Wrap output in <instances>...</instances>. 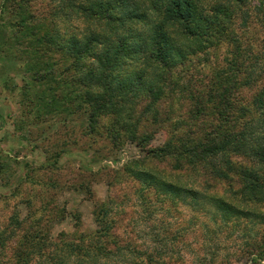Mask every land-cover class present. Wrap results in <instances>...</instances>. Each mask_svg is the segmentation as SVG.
Here are the masks:
<instances>
[{
	"label": "trees",
	"instance_id": "16d2710c",
	"mask_svg": "<svg viewBox=\"0 0 264 264\" xmlns=\"http://www.w3.org/2000/svg\"><path fill=\"white\" fill-rule=\"evenodd\" d=\"M33 1L0 0V59H20L26 78L48 84L52 97L39 96L37 109L79 113L89 121L112 116L109 133L115 144L125 139L143 145L152 126L162 127L167 138L161 147L135 161L145 169L124 168L137 182L135 200H142L145 217L155 208L149 209L142 193L154 191L153 204L161 202L159 195L161 204L168 200L165 211L178 200L205 216L216 210L250 220L253 213L237 205L264 204V89L241 105L237 91L251 86L252 79L235 45L233 24L235 18L245 19L246 4L257 2L263 13L264 0H60L61 6L51 0L56 8L39 17L32 13ZM259 22L264 25V13ZM228 44L234 47L227 52L231 57L212 68V51ZM203 67L209 75L199 74ZM67 85L78 86L60 95ZM244 157L262 164L263 171L233 161ZM164 163L168 174L155 168ZM109 172L99 169L100 176ZM95 174L86 170L81 177ZM198 174L208 180L197 183ZM86 181L80 186L84 191ZM118 209L108 200L95 203L97 229L90 233H62L52 241L44 234L27 236L28 252L19 260L29 264L34 255L39 259L34 264L185 263L178 241L166 236L177 233L166 228L143 232L138 245L133 238L122 240L115 233L118 218L128 225L132 219ZM142 220L136 218V224ZM128 225L123 229L132 235L134 227ZM259 245L262 254L264 235ZM44 247L53 254L44 256Z\"/></svg>",
	"mask_w": 264,
	"mask_h": 264
},
{
	"label": "rangeland",
	"instance_id": "374dc122",
	"mask_svg": "<svg viewBox=\"0 0 264 264\" xmlns=\"http://www.w3.org/2000/svg\"><path fill=\"white\" fill-rule=\"evenodd\" d=\"M58 4L61 6L60 0ZM257 5L253 2L243 7L245 19L234 17L235 45L238 44L243 51L241 59L249 65V80L252 79L251 86L237 91L241 105H246L264 89V25L259 22L264 9L263 13L258 11ZM56 6L57 1L34 0L35 12H30L36 17L45 16L49 7L55 9ZM233 48L228 44L212 51L210 66L222 65L223 58L231 57L227 52ZM18 60L0 59V264H22L19 257L22 252H28L26 246L30 237L39 238L44 234L52 241L62 233L72 235L74 232L95 231L97 226L92 215L95 203L107 200L114 208L122 210L120 215L126 214L132 219L128 225L123 221L125 219L118 218L115 233L122 240L133 238V243L138 245L143 232L148 234L150 229L164 231L166 228L172 234L177 233L176 238L165 235L170 241H178L177 250L181 252L184 264H264V252L261 254L259 245L264 235L261 217L264 204L246 201L237 205L240 210L253 213L248 217L250 220L239 216L229 218L216 210L205 216L178 200V204L165 211L163 204L167 203V198L161 204L164 197L159 195L161 202L153 204L155 192L146 191L142 195L147 196L146 204L150 210L155 208V212L145 217L142 200H135L137 182L124 168L145 169L146 164L135 161L142 159L146 151L161 147L167 138L165 130L152 126L143 145L125 139L115 144L109 133L112 116L95 117L89 121L79 113L68 116L44 109L39 111L36 99L43 94L46 101L52 93L46 82L26 78L21 73L23 63ZM191 62L194 66L195 58ZM209 73L207 67L199 71L201 75ZM77 86H64L59 93L76 90ZM61 109L62 105L58 111ZM233 161L263 171V165H254L253 159L244 157ZM135 164L138 166L133 168ZM158 165L155 168L159 172L168 174L166 163ZM100 168L111 172L100 176ZM86 170L97 174L82 178L81 172ZM161 176L168 178L167 175ZM198 176L197 183L208 180L206 176ZM89 178L94 182L90 183ZM190 178L193 180L194 177ZM83 181L88 187L85 191L83 187V191L80 189ZM234 181V190H237L239 185ZM88 190L91 194H86ZM160 205L161 209H158ZM138 217L143 220L136 224ZM144 217L151 220L146 221ZM127 225L134 227L132 235L123 229ZM143 241L145 247L150 246L146 238ZM43 251L44 256L53 254L51 248L44 247ZM27 261L34 264L39 259L33 255Z\"/></svg>",
	"mask_w": 264,
	"mask_h": 264
}]
</instances>
